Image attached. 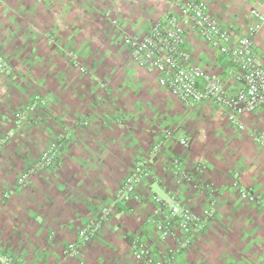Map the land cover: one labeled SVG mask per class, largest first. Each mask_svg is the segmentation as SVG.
<instances>
[{"label":"crops","instance_id":"0c3cea01","mask_svg":"<svg viewBox=\"0 0 264 264\" xmlns=\"http://www.w3.org/2000/svg\"><path fill=\"white\" fill-rule=\"evenodd\" d=\"M169 1L0 0V55L10 66L0 75V141L12 135L0 144V256L14 264H137L126 237L144 226L149 194L171 191L198 213L208 205L172 173L179 158L186 171L202 166L218 195L212 218L170 264H264V106L235 120L210 103L186 106L121 43L123 34H144ZM200 1L232 31V43L252 25L250 11H264V0ZM185 48L191 64L236 89L225 56L196 34ZM253 48L264 54V24ZM36 96L43 105L33 122L16 124L17 109ZM141 162L153 177L138 186L142 201L119 205L76 256H65ZM235 178L257 203L240 198Z\"/></svg>","mask_w":264,"mask_h":264},{"label":"built area","instance_id":"2783aa9c","mask_svg":"<svg viewBox=\"0 0 264 264\" xmlns=\"http://www.w3.org/2000/svg\"><path fill=\"white\" fill-rule=\"evenodd\" d=\"M250 17L253 23L246 34L232 43V31L219 23L204 2L170 0L162 18L152 20L144 34H123L121 43L130 60L155 75L158 84L182 104L192 106L210 103L228 110L232 114V120H235L236 115L253 112L264 106V54H256L253 48L255 35L264 24V11L252 9ZM190 34H196L227 58L235 69V90L227 87L216 72L191 64L185 48V39ZM68 57L75 64V57ZM7 73L8 68L0 55V75ZM40 105H43V100L36 96L29 105L17 110L14 114L16 124L32 123L30 114ZM11 137V134L5 135L0 144ZM262 138L263 136L260 140ZM179 143L187 148L191 141L183 138ZM57 148V144L51 145L45 155L46 159ZM171 171L182 184L201 194L208 205L202 213H198L181 204L171 191L166 192L165 196L149 194L147 198L152 208L144 226L126 237L132 258L137 264H170L191 245L194 237L212 218L218 190L215 184L202 179L203 167L197 166L186 171L181 160L174 158L171 161ZM147 178H153L149 166L145 162L137 163L121 184L114 202L103 207L97 217L87 221L77 232L76 239L66 245L64 255L76 256L80 244L87 243L96 235L119 205L131 210L141 202L138 186ZM232 185L238 190L240 198L251 203L259 201V196L252 189L239 186L237 178ZM0 264L14 263L9 257L0 256Z\"/></svg>","mask_w":264,"mask_h":264},{"label":"rangeland","instance_id":"374dc122","mask_svg":"<svg viewBox=\"0 0 264 264\" xmlns=\"http://www.w3.org/2000/svg\"><path fill=\"white\" fill-rule=\"evenodd\" d=\"M69 55H72L71 53H67V55H66V57H67V59L69 60ZM2 56V55H1ZM72 57H74L73 55H72ZM2 58L4 59V61H5V63H6V66H7V68H8V72L10 71V66H9V64H8V62H7V60L4 58V56H2ZM70 61V60H69ZM2 75H5V74H2ZM22 107H24V106H22ZM19 109H21V107H19L17 110H19Z\"/></svg>","mask_w":264,"mask_h":264}]
</instances>
